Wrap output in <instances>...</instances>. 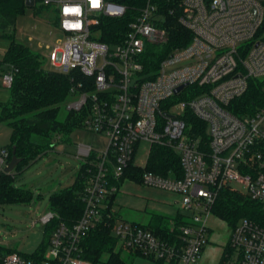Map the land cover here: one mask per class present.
<instances>
[{
	"label": "built area",
	"instance_id": "2783aa9c",
	"mask_svg": "<svg viewBox=\"0 0 264 264\" xmlns=\"http://www.w3.org/2000/svg\"><path fill=\"white\" fill-rule=\"evenodd\" d=\"M40 1L55 5L59 28L71 36L48 52L53 69L92 78L90 90L82 91V82L72 86L68 109H83V126L106 133L109 144L102 152L78 144L85 164L81 216L67 222L50 209L40 218L45 225L55 223L45 247L31 254L0 250V264H93L84 257L82 241L98 225L111 228L121 253L196 264L208 243L210 218H219L213 206L223 188L264 208V103L243 115L229 108L251 79L264 80V0H146L131 14L126 32L111 42L101 40L95 26L104 15H126L125 5ZM172 21L188 30L186 45L170 47ZM2 76L10 86L13 74ZM193 116L206 122V136ZM143 140L150 143L148 156L154 144L180 156V176L145 169L140 181L180 194L181 220L173 223L169 238L121 218L111 202ZM9 161V149L1 148L0 171ZM230 228L219 264H264V225L242 217Z\"/></svg>",
	"mask_w": 264,
	"mask_h": 264
},
{
	"label": "trees",
	"instance_id": "16d2710c",
	"mask_svg": "<svg viewBox=\"0 0 264 264\" xmlns=\"http://www.w3.org/2000/svg\"><path fill=\"white\" fill-rule=\"evenodd\" d=\"M127 7L126 15L122 17L102 16L95 29L100 31L101 40L111 42L117 36L122 35L128 29V21L146 0H111ZM25 0H0V33L9 40L3 57L0 59V68L13 74L10 85L11 97L0 101V120L6 121L11 127L10 142L5 146L10 151V159L15 154L22 158L20 163L11 173L3 172L0 175V203H13L29 201L32 192L29 188L15 187L13 185L16 171L29 165L39 156L55 147L57 143L68 138L69 133L77 127H83L85 111L67 109L62 114V105H68L72 97V86L82 82V91L92 89L90 82L92 78L86 74L74 70L63 73L56 69L45 66V56L31 49L28 45L15 39L16 19L25 11ZM59 20V19H58ZM57 20V23H58ZM170 47L186 45L190 39L188 30L171 22L170 25ZM178 36V38H175ZM179 36H187L179 38ZM2 73V74H3ZM264 103V80L251 79L246 93L237 100L236 104H230L229 108L237 115L254 112L258 106ZM194 126L206 136V122L198 117H192ZM75 181L50 196V209L56 211L60 218L67 222L77 220L84 210V202L81 194L84 187L82 171ZM145 169L157 173L169 175L175 171L181 175L180 156L170 146L154 144L148 156L145 167L131 161L123 175L126 178L140 182ZM111 197V202L116 198ZM214 214L234 227L242 217H249L264 225V208L256 200L246 194L223 188L213 206ZM181 220L177 215L170 216L153 213L150 220L145 224L156 233L165 237H171L170 233L173 223ZM53 225L55 223H52ZM52 224L47 228L52 229ZM50 235V234H49ZM49 235L43 239L39 248L43 249ZM84 257L90 259L93 264H128L133 256L127 261L120 250L116 248V238L106 225H98L84 237L82 241ZM226 251H230L227 245ZM3 252L14 251V249L0 245ZM160 263H162L160 261Z\"/></svg>",
	"mask_w": 264,
	"mask_h": 264
},
{
	"label": "rangeland",
	"instance_id": "374dc122",
	"mask_svg": "<svg viewBox=\"0 0 264 264\" xmlns=\"http://www.w3.org/2000/svg\"><path fill=\"white\" fill-rule=\"evenodd\" d=\"M58 11L55 5L42 4L37 0L35 5H26L25 11L16 19L15 39L40 52L45 56V66H54L48 57L53 44L70 39L58 26ZM9 40L0 33V59L3 57ZM3 70L0 68V101L11 97L10 86L3 83ZM73 98L69 99V102ZM66 103L62 105V114L67 112ZM11 127L0 120V149L10 142ZM91 145L96 151H105L109 137L104 132L77 127L68 138L50 148L47 153L16 171L13 185L29 188L32 196L29 201L0 203V245L12 248L24 254H31L39 249L40 244L51 229L41 221V216L50 210V196L55 191L71 185L79 174L83 160L78 157V144ZM150 143L143 140L139 143L135 163L145 164ZM127 181H125L126 183ZM236 185V183H233ZM153 210L140 212L137 208L124 205L120 210L121 218L147 222ZM211 231L207 234L208 244L217 246L222 251L230 236V226L221 218L211 217ZM123 252L122 256L129 261L132 256ZM198 259L196 264H200ZM130 264V262H128ZM167 264V263H164Z\"/></svg>",
	"mask_w": 264,
	"mask_h": 264
},
{
	"label": "crops",
	"instance_id": "0c3cea01",
	"mask_svg": "<svg viewBox=\"0 0 264 264\" xmlns=\"http://www.w3.org/2000/svg\"><path fill=\"white\" fill-rule=\"evenodd\" d=\"M125 181L127 182L125 183ZM180 201L181 196L176 192L151 187L142 184L141 182L126 178L122 183L120 191L116 195L115 206L119 212L124 205L135 209L137 208L140 212L153 210L154 212L150 214L149 221L153 213H161L172 218L176 217L180 213ZM133 221L145 224L148 222L138 220ZM223 249L224 246L220 252V249L217 246L207 243L201 257L199 258L200 264H219ZM131 255L133 257L131 258L132 260L130 261V264H164L144 256L136 254Z\"/></svg>",
	"mask_w": 264,
	"mask_h": 264
},
{
	"label": "water",
	"instance_id": "95a60500",
	"mask_svg": "<svg viewBox=\"0 0 264 264\" xmlns=\"http://www.w3.org/2000/svg\"><path fill=\"white\" fill-rule=\"evenodd\" d=\"M25 4L28 6H33L35 5V0H25ZM183 86H180L177 88V90H179L180 88H182ZM22 160V158L18 157L15 154V150H13V155L10 159V161L8 162V164L4 167V169L2 171H0V175L5 172V173H11L14 171V169L17 167V165L20 163V161Z\"/></svg>",
	"mask_w": 264,
	"mask_h": 264
}]
</instances>
